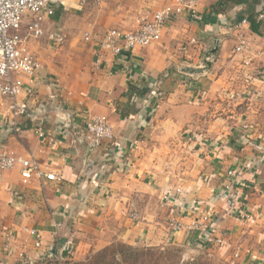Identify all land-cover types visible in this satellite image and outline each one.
<instances>
[{"label":"crops","instance_id":"1","mask_svg":"<svg viewBox=\"0 0 264 264\" xmlns=\"http://www.w3.org/2000/svg\"><path fill=\"white\" fill-rule=\"evenodd\" d=\"M171 2L98 0L81 8L71 3L56 10L44 22V30L51 32L48 30L61 21L63 11H82L85 17L88 9L102 7L106 18L97 20L96 31L86 30L99 38L109 27L130 30L139 17H150ZM97 3L98 7L93 6ZM260 3L198 0L199 20L187 13L176 16L164 24L159 41L119 57L102 52L99 67L93 65L92 40H87L89 57L63 64L45 55L43 40L31 39V44L29 40L40 70L35 95L25 101L38 111L37 118L22 117L13 130L0 125V151L32 155L59 174L61 180L43 185L35 180L23 183L18 165L2 173L0 264L32 260L42 256L45 248L55 253L56 247L63 253L64 248L71 247L72 253L78 254L102 249L116 240L129 245L165 241L185 245L190 234L186 228L173 230L171 220L185 227L201 210L210 211L214 219V229L207 230V237L224 233L231 241L226 243L231 246L227 251L240 255L243 264H264V148L259 145L264 137V23L259 26V35L250 29L249 22L240 26L246 43L241 70L235 75L243 93L240 103L231 102L224 115L209 119L206 128L197 122L202 106L197 103L199 95L192 85L205 75L212 79L211 86L220 80L221 76L216 78L202 69L203 65H211L209 57L215 48L209 50V43H219L223 51L232 41L234 51L236 39L229 27L256 14ZM103 6H108L109 12ZM182 44L187 45L185 53L178 50ZM184 67L200 71L188 73ZM236 90H229L231 97ZM86 113L105 116L113 139L97 148L90 147L80 134ZM58 115H63L65 121ZM242 124L250 129L243 130ZM36 126L48 136L39 138L34 133ZM209 127L214 131H208ZM184 132L191 133L186 144H199L204 149L208 143V148L202 149L203 153L200 147L194 150L198 166L181 172L175 190L179 188L185 194L169 195L171 192L166 190L168 197L164 200V181L158 179L157 172L162 168L159 161L164 160V141L169 143L173 137L183 143ZM251 157H258L259 163L245 175L248 187L244 193L248 207L260 214L246 219L225 211L217 192L225 183L226 170ZM155 192L162 198L158 205L153 201ZM164 205L168 206L167 212ZM193 206L198 209L192 213ZM31 229L40 237L39 247L34 246ZM9 231L14 237L6 249L5 234Z\"/></svg>","mask_w":264,"mask_h":264},{"label":"built area","instance_id":"2","mask_svg":"<svg viewBox=\"0 0 264 264\" xmlns=\"http://www.w3.org/2000/svg\"><path fill=\"white\" fill-rule=\"evenodd\" d=\"M97 1L0 0V125L13 130L17 126L18 119L22 117L31 120L37 118L38 111L28 106L25 101L27 97L35 95L38 71L40 70V63L28 46L29 40L38 39L46 35L53 45H60L63 42L61 31H45L44 22L54 16L56 10L60 7L73 4V6L81 8L85 4ZM260 2V9L256 13V17L264 20V0H260ZM197 3L198 0H172L171 3L153 12L150 17H139L132 29L110 28L99 38H95L91 32L85 31L84 39L93 41V65L95 67L101 65L103 60L102 52L108 53L112 57H119L126 55L137 47H144L159 41L164 24L183 13H187L189 17L199 20L200 16L196 9ZM247 22L246 18H241L228 29L229 31H234L236 39L234 51L236 53H242L245 50V38L240 26L247 24ZM24 24L25 31L18 32ZM193 41L194 39H189V42ZM186 49V44H182L178 48L183 53L186 52ZM20 97H23V99H20ZM154 97H157V93L154 94ZM58 117L65 121L63 115H58ZM241 128L243 130L250 129L247 124H242ZM34 133L39 138L48 136V133L40 126L34 128ZM80 134L92 148H97L104 141L113 139L112 129L103 115L90 116L86 113L82 120ZM259 145L264 148V137ZM122 157H125V154ZM258 163V157H251L226 170L225 183L217 192L218 199L223 204L225 211L239 214L246 219L260 214L259 210L248 207V199L244 193L245 188L248 187L245 175L253 172ZM16 165L19 167V174L23 183L35 180L43 185L45 182L61 180L59 174L51 170L46 163L40 164L32 155L23 157L13 151H0V179L4 171L10 170ZM173 194L181 196L185 194V191L177 188ZM197 209V206H193V209H191L192 213ZM198 213V216L185 227L181 223L172 222L171 220L172 229L180 230L186 228L190 234V238H188V240L190 239L188 243L190 246L197 245L199 248L207 249L225 246L227 237L224 233L211 238L207 237V230L214 227V219L211 212L201 210ZM13 234L12 231L5 234L6 249H8L9 242L14 237ZM29 234L33 236L34 246L39 247L41 242L36 230H29ZM194 238H198V242L195 241L194 243ZM22 262H26V259H23Z\"/></svg>","mask_w":264,"mask_h":264},{"label":"rangeland","instance_id":"3","mask_svg":"<svg viewBox=\"0 0 264 264\" xmlns=\"http://www.w3.org/2000/svg\"><path fill=\"white\" fill-rule=\"evenodd\" d=\"M99 5L100 3H97L93 6L98 7ZM107 7L108 6H105L104 8L107 10V12H109V9ZM88 10L89 11L85 17H83L82 11L75 12L73 9L63 11L60 14V16L62 17L61 21L56 25L54 23L55 26L48 30L54 31L56 30V28L61 29V33L63 34V42L60 45H53L47 39L46 35L38 38V40H43L44 48L46 50L44 48L42 49L46 56L51 57V59L55 60L58 64L68 63L70 60L74 61V58L83 60L90 56L87 44L89 42L84 39V33L89 28H92V31H96L97 20H103L104 17L106 18V14H104L102 7ZM57 18L60 17L58 16ZM24 28L25 24L22 25L21 29H19L18 32H23ZM92 35L94 36V32H92ZM31 42H33V40L30 41V44ZM228 43V46L223 51H221L219 43L210 42L209 50L215 48V50L213 49V54L209 57V59L211 60V65H207V67L204 65L202 66V69L210 71L212 76H215L216 78L218 76H221L220 80L216 82L215 85L211 86L210 82H212V79L205 75L202 78V81H197L196 84L192 83L199 95L197 98V103L202 106V108H200V112H198L199 117L197 119V122L200 126H205V128L206 125L209 126V119H212L217 114L224 115L227 112L226 107H231V102L240 103V96L241 94H243L239 91L240 83H237L235 75L238 74L241 70L240 62H242L244 53L234 52L232 48V41H229ZM77 63L79 64V62ZM185 77H187V79H191V76ZM230 89H237L236 93L234 92L235 94H232V97L229 94ZM219 93H221V96L218 95ZM240 105L238 104L237 107H239ZM208 129V131H214V127H209ZM199 130L200 129L198 127L197 131ZM166 131L167 129H165V132ZM190 134V132H184L183 143L178 142L176 138H173L171 136L169 143L164 141V160L159 161L162 165V168L157 169V172L159 174L158 179L164 181V192L161 193L165 196L164 200H166V198L168 197L166 196V190L171 192L169 193V195L175 192V187L177 186L176 184L178 180H180V177L182 176L181 172H183L184 168H187V171L189 172L194 167L198 166V160L195 159V155H193V153L194 150H197L199 147L201 151L203 148L201 147L202 145L199 144L185 143V140H187V136ZM207 148L208 143H206L203 150L206 151ZM203 152L204 151H202V153ZM162 174H164V176ZM159 195L160 193L155 192V197L153 199L154 204H160L159 200H161L162 198H159ZM167 208L168 206L164 205L165 212H167ZM226 241L228 245L231 242L228 239ZM118 243L124 242L116 240L107 246L113 244L116 245ZM227 244L225 248L223 247L224 249H219V247H216L211 250L207 248H199L197 247V245L190 246L189 244H176L169 241H165L159 244L144 243L132 246L138 249L144 247H155L161 249L164 252L171 249L176 252L178 258H180L181 261L196 259L200 264H243L240 255H233L229 253V251H227L228 248L231 247L227 246ZM54 249L55 253H52V250L45 248L42 252V256H37L32 260L26 259V262H21V260L19 259L18 261H14L13 264H74L76 262H83L82 264H87L89 262V259H87L89 255L98 253L102 250H83L82 253H71L69 257H65L57 251L56 247H54Z\"/></svg>","mask_w":264,"mask_h":264},{"label":"trees","instance_id":"4","mask_svg":"<svg viewBox=\"0 0 264 264\" xmlns=\"http://www.w3.org/2000/svg\"><path fill=\"white\" fill-rule=\"evenodd\" d=\"M246 19L250 24V29L259 35V26H261L264 21L257 19L255 13L247 15ZM64 250L65 251L61 254L65 257H69L72 253L71 247H66ZM87 259H89L87 264H200L196 259L181 261L176 252L171 249L165 252L155 247L138 249L125 243L104 247L100 252L89 255ZM82 263L83 262H76L74 264Z\"/></svg>","mask_w":264,"mask_h":264},{"label":"water","instance_id":"5","mask_svg":"<svg viewBox=\"0 0 264 264\" xmlns=\"http://www.w3.org/2000/svg\"><path fill=\"white\" fill-rule=\"evenodd\" d=\"M183 71H186L188 73H193V72L200 71V68L184 67Z\"/></svg>","mask_w":264,"mask_h":264}]
</instances>
